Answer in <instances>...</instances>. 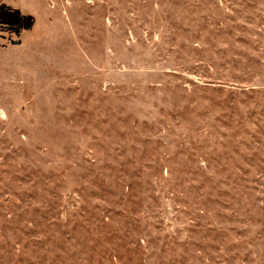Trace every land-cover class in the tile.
I'll use <instances>...</instances> for the list:
<instances>
[{
	"label": "rangeland",
	"instance_id": "374dc122",
	"mask_svg": "<svg viewBox=\"0 0 264 264\" xmlns=\"http://www.w3.org/2000/svg\"><path fill=\"white\" fill-rule=\"evenodd\" d=\"M0 264H264V0H0Z\"/></svg>",
	"mask_w": 264,
	"mask_h": 264
}]
</instances>
